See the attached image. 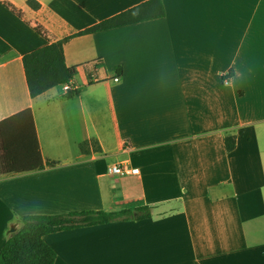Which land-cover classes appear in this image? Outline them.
<instances>
[{"label":"crops","instance_id":"obj_1","mask_svg":"<svg viewBox=\"0 0 264 264\" xmlns=\"http://www.w3.org/2000/svg\"><path fill=\"white\" fill-rule=\"evenodd\" d=\"M28 1L0 0V124L31 110L57 165L0 174V251L23 216L151 206L48 235L55 264H158L160 239L174 264H264V0H162L163 17L73 36L77 93L36 97L26 54L151 0ZM118 164L139 172L110 174Z\"/></svg>","mask_w":264,"mask_h":264},{"label":"trees","instance_id":"obj_2","mask_svg":"<svg viewBox=\"0 0 264 264\" xmlns=\"http://www.w3.org/2000/svg\"><path fill=\"white\" fill-rule=\"evenodd\" d=\"M29 5L38 9L36 0ZM165 16L162 0H151L118 15L110 17L79 33L29 52L23 58L31 95L36 97L47 90L74 81L77 67L66 63L64 44L73 36L94 34L118 27ZM76 91H69V95ZM0 174H23L55 166L45 161L41 151L33 112L24 111L0 124ZM227 151L236 147L235 135L225 138ZM153 207L143 206L121 211H82L59 215H27L20 219L15 235H10L0 251V264H55L57 252L47 244L48 235L87 226L107 224L118 220L147 219Z\"/></svg>","mask_w":264,"mask_h":264},{"label":"rangeland","instance_id":"obj_3","mask_svg":"<svg viewBox=\"0 0 264 264\" xmlns=\"http://www.w3.org/2000/svg\"><path fill=\"white\" fill-rule=\"evenodd\" d=\"M120 221H124V220H120ZM241 242L242 241H238L237 245H239ZM244 246L247 247L246 242H244ZM244 246L242 245V247ZM220 250L223 251L225 250V248H220ZM150 252L151 253L149 254L150 256L149 258L153 259L154 263H158V264H174L175 262H177L179 258L178 256H175L171 252V247L168 241H165L162 239L153 241V245L150 247ZM121 254L119 252L115 253L114 255L115 264H124V262L128 258L127 255H121ZM247 257L248 256L244 255V253L241 255H234L233 258L229 259V262L237 263V264L241 262L246 263V264H256V260L254 256L249 257L248 259ZM151 263L152 262L147 261L146 264H151Z\"/></svg>","mask_w":264,"mask_h":264},{"label":"built area","instance_id":"obj_4","mask_svg":"<svg viewBox=\"0 0 264 264\" xmlns=\"http://www.w3.org/2000/svg\"><path fill=\"white\" fill-rule=\"evenodd\" d=\"M115 80H119V76L115 77ZM65 91H77V87L74 84V81H71L69 83L62 84ZM139 172V169L133 168V169H126L124 168L121 164L118 165H113L109 168V173L112 175H120V176H125L128 174H137Z\"/></svg>","mask_w":264,"mask_h":264},{"label":"water","instance_id":"obj_5","mask_svg":"<svg viewBox=\"0 0 264 264\" xmlns=\"http://www.w3.org/2000/svg\"><path fill=\"white\" fill-rule=\"evenodd\" d=\"M16 231H17V228H16V226H14V227L11 228L10 232H11L12 235H15Z\"/></svg>","mask_w":264,"mask_h":264}]
</instances>
